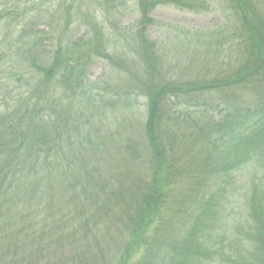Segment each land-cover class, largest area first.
<instances>
[{"label": "trees", "instance_id": "obj_1", "mask_svg": "<svg viewBox=\"0 0 264 264\" xmlns=\"http://www.w3.org/2000/svg\"><path fill=\"white\" fill-rule=\"evenodd\" d=\"M92 1L76 38L60 0L0 9V264H264V0L172 41L155 10L208 0Z\"/></svg>", "mask_w": 264, "mask_h": 264}, {"label": "rangeland", "instance_id": "obj_2", "mask_svg": "<svg viewBox=\"0 0 264 264\" xmlns=\"http://www.w3.org/2000/svg\"><path fill=\"white\" fill-rule=\"evenodd\" d=\"M16 2L17 0H0V9H6L10 4V2ZM43 1V0H41ZM45 1V0H44ZM49 2H52V0H47ZM66 2L63 4V2ZM210 2V8L206 12H191V11H184L176 6H170L165 5L159 7L157 10H155L153 16L154 18L164 21L172 26V30L170 33V29L167 27H160V30L158 28H153L151 30V35L156 37L160 36L163 37V39L166 38L167 41H172L176 36L183 33V29H197V30H215L217 27H220L223 25L226 21L225 14L226 12L223 10L225 8H222V2L221 0H208ZM132 3V2H131ZM57 11L58 13H64L69 11L72 14H75L77 18H74L72 23L70 25H67L66 34L67 35H73L72 37H79L82 34H84L89 28L91 20L85 16V14H91L94 12L95 15H101V11L99 8V5L93 2L92 0H60V2L55 3V5L52 7ZM80 11L82 14H80ZM72 16V15H71ZM74 16V17H75ZM73 18V16H72ZM133 12L129 11L126 14V17L124 19V23H131L134 20ZM115 19H117V16H115ZM43 25H47V21H43ZM175 29H174V28ZM55 25L51 27V29H54ZM64 31V28L62 29ZM170 33V34H169ZM49 50V47H48ZM226 52H223L222 55H226ZM211 56L213 57L212 61V69L215 67L220 68L222 65H217V53L212 52ZM210 56V57H211ZM107 62L98 60L96 63L92 66L89 78L92 81H95L103 74L105 75V78L109 75L110 69L107 67ZM200 66V65H199ZM143 103V100H141ZM140 118L143 119L144 116H141L139 114L136 115V119ZM139 120V119H137ZM141 122V120H139ZM141 124V123H140ZM105 158V155H104ZM117 165V158L114 153L110 152L109 155L106 156V160H104V165ZM251 177L248 170H245L244 172H241L238 174V183L239 185H242L244 182H249ZM46 246V245H45ZM67 248L63 249L61 252H65ZM67 262V255L56 253L52 257H47L45 255L43 259V263L40 264H62ZM214 264H219L214 262Z\"/></svg>", "mask_w": 264, "mask_h": 264}]
</instances>
